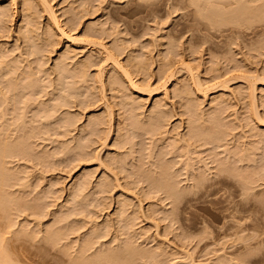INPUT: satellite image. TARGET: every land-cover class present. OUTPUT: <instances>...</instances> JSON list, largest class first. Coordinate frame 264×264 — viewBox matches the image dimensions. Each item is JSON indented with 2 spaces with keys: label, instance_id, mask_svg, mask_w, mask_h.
I'll return each mask as SVG.
<instances>
[{
  "label": "rangeland",
  "instance_id": "obj_1",
  "mask_svg": "<svg viewBox=\"0 0 264 264\" xmlns=\"http://www.w3.org/2000/svg\"><path fill=\"white\" fill-rule=\"evenodd\" d=\"M29 1L0 0L1 8L11 9L0 20V144L22 139L29 146L9 152L2 162L10 176L2 191L7 199L0 208V250L9 262L93 264V254L106 252L96 264H264V0H244L258 9L249 18L232 7L215 15L219 5L205 0H48L58 19L49 17L54 15L46 4L47 14L45 0ZM116 58L143 89L131 86ZM74 66L80 71H71ZM83 69L86 81L79 78ZM99 70L106 83L97 77ZM167 70L177 75L162 85ZM183 86L189 87L195 112L174 91ZM156 101L167 103L161 105L167 114L151 113ZM149 113L160 121L170 115L168 124L160 123L166 133L175 129L172 136L163 137L161 127L155 131L163 134L152 136ZM190 115L194 121H187ZM98 116L106 124L113 118L104 126L113 128L107 129V143L103 127L101 139L97 134L104 125ZM187 125L208 129L211 135L204 137L213 134L209 141L216 142L204 141L201 127L199 134L193 130L196 135L188 131L189 139L200 138L196 144L209 143L196 150L192 138L193 152L178 142L193 152L183 149L189 162L180 154L182 146L172 144ZM168 146L181 157L174 161L177 153H168ZM200 173L207 183L195 188ZM154 180L179 184L184 192L172 197ZM58 232L55 241L48 239Z\"/></svg>",
  "mask_w": 264,
  "mask_h": 264
},
{
  "label": "bare ground",
  "instance_id": "obj_2",
  "mask_svg": "<svg viewBox=\"0 0 264 264\" xmlns=\"http://www.w3.org/2000/svg\"><path fill=\"white\" fill-rule=\"evenodd\" d=\"M11 1H12V0H11ZM28 1H29V0H28ZM47 1H48V0H45V2H44V1L42 0L41 3L44 2V4H45L44 7L48 5V6H47V9H49L48 11H50L51 13H52V12H55V10H52V11H51V9H52L53 6L51 5V7H49V6H50V3H48L49 1H48V2H47ZM191 1H192V2L201 3L203 0H191ZM205 1H206V2H207V1H209V2L211 1V4L219 5L218 8H216V9L214 8V9H215V12H214L215 15H216V11H217V12H218V11H219V12L221 11V12L223 13V12H224L223 9H224L225 7H229V8L232 7L231 9H235V8H236L235 10H241V9H242L243 11L245 10L244 13L246 14V17H248V16L251 17L253 14H257V13H258V12H257L258 9H253V8H249V7L245 6V5H244V4H245V1H244V0H243V1H244L243 5H242V2H243V1H241V0H215L217 3H216V2L212 3L213 0H205ZM16 2H17V0H15V4H17ZM31 2H32V0H31ZM33 2H34V1H33ZM38 2H39V1H38ZM240 2H241V3H240ZM23 3H24V2H23ZM25 3H26V2H25ZM25 3H24V4H25ZM28 3H30V1H29ZM39 3H40V2H39ZM31 4H32V3H31ZM46 4H47V5H46ZM25 5L27 6V3H26ZM28 5H29V4H28ZM235 5H237V7H235ZM239 5H242V8H241V7H238ZM0 6H2V5H0ZM14 6H15V5H14ZM26 6H24V7L27 9ZM244 6H245L246 8H245ZM28 7H32V8H33V6H30V5H29ZM44 7H43V8H44ZM220 7H221V8H220ZM243 7H244L245 9H243ZM5 8H6V7H5ZM25 8H24V9H25ZM239 8H240V9H239ZM247 8H249V9H247ZM15 9H16V8H15ZM29 9L32 11L31 8H29ZM44 9L47 11L46 7H45ZM221 9H222V10H221ZM10 10H11V9H10ZM10 10H9L8 12H10ZM30 10H29L28 12H27V10H25V11H26V15H27L29 12H31ZM34 10H35V9H34ZM260 10H261V9H259V11H260ZM15 11H16V10H15ZM23 11H24V10H23ZM48 11H47V14H48ZM243 11H241L242 13L240 12L242 15H243ZM8 12H7L6 9H4V7H2V8L0 7V16H1V17H2V16L4 17L5 15H7ZM16 12H17V11H16ZM16 12L13 13V14L16 15ZM219 12H218V13H219ZM256 12H257V13H256ZM22 13H24V12H22ZM51 13H50V15H51ZM235 13H236V12H235ZM13 14H12V15H13ZM17 14H18V12H17ZM30 14L32 15V13H30ZM34 14H35V13H34ZM245 14H244V16H245ZM258 14H259V13H258ZM10 15H11V14H10ZM24 15H25V14H24ZM35 15H36V14H35ZM52 15H54V16H49V17H52L53 19H58L57 17H55L56 14L52 13ZM217 15H221V14L219 13V14H217ZM222 15H223V14H222ZM253 16H254V15H253ZM8 17H10V16L7 15V16L5 17L4 20H2V19H0V20H1V21H6V20L8 19ZM28 17H29V15H28ZM28 17H27V18H28ZM246 17H244V18H246ZM6 18H7V19H6ZM23 18H24V16H23ZM248 18H249V17H248ZM50 19H51V18H50ZM53 19H51V20L53 21ZM34 20H35V19H34ZM1 21H0V22H1ZM12 21H13V20H12ZM20 21H21V19H20ZM54 21H55V20H54ZM34 22H35V21H34ZM55 22H58V20L55 21ZM28 23H30V21H29ZM35 24H36V22H35ZM55 24H57V23H55ZM6 25H7V24H6ZM22 26H23V25H22ZM26 26H27V25H26ZM31 26H33V25H31ZM34 26H35V25H34ZM19 27H20V26H19ZM1 28H2V27H1ZM26 28H27V27H26ZM31 28H32V27H31ZM33 28H34V27H33ZM59 28H60V27H59ZM59 28H58V29H59ZM61 28H62V26H61ZM56 29H57V26H56ZM2 30H3V29H2ZM21 30H22V29H21ZM60 30H61L62 32L64 31L63 29H60ZM27 31H28V30H27ZM51 31H52V30H50V32H51ZM48 32H49V31H48ZM62 32H61V34L63 35L64 33H62ZM23 33H24V32H23ZM33 33H34V32H33ZM28 34H29V33H28ZM50 34H51V33H50ZM50 34H49V35H50ZM67 34H68V33L65 32L64 35H66V36H69V35H70V34H69V35H67ZM51 35H52V34H51ZM66 36H65V37H66ZM72 36H73V35L69 36V38L72 37ZM29 37H30V36H29ZM29 37H28V39H29ZM48 37H49V36H48ZM52 38H53V37H52ZM52 38H50V39H52ZM30 39H31V38H30ZM71 39H72V38H71ZM73 39H74V38H73ZM76 40H77V39H76ZM76 40H75V41H76ZM28 41H29V40H28ZM49 42H50V41H49ZM87 43H88V42H87ZM89 43H90V42H89ZM97 43H98V42H97ZM32 44H33V43H32ZM93 44H94V43H93ZM95 44H96V42H95ZM33 46H34V45H33ZM33 46H32V47H33ZM98 46H99V45H98ZM102 46H103V45H102ZM100 47H101V46H100ZM102 48H103V47H102ZM104 48H105V47H104ZM98 50H99V49H98ZM100 50H101V49H100ZM106 50H108V49H106ZM106 50H104V51H106ZM104 51H103V54L105 53ZM0 52L2 53V51H0ZM106 52H107V51H106ZM66 53H67V52H66ZM108 54H109V55H108V57H109L111 53H108ZM3 55H4V54H3ZM62 55H63V54H62ZM67 55H68V53H67ZM67 55H65V56H67ZM105 55H106V54H105ZM106 56H107V55H106ZM106 56H105V58H106ZM63 57H64V55H63ZM63 57H62V58H63ZM72 57H73V56H72ZM74 57H75V56H74ZM108 57H107V58H108ZM112 57L114 58L113 54H112V56H111L110 59H112ZM69 58H70V57H69ZM72 59H73V58H72ZM108 59H109V58H108ZM110 59H109V60H110ZM113 60H114V59H113ZM116 60H117V58L114 60V63H115V65H116V67L118 66V67H119L118 69H120L122 64L119 63L118 60H117V61H116ZM65 61H66V60H65ZM72 61H73V60H72ZM107 61H108V60H107ZM107 61H106V62H107ZM14 62H15V60H14ZM59 62H60V61H59ZM59 62H58V64H59ZM70 62H71V61H70ZM10 63H12V62L10 61ZM62 63H63V62H62ZM79 63H80V62H79ZM79 63L77 64V66L79 65ZM83 63H84V62H83ZM114 63H113V65H114ZM8 64H9V63H8ZM14 64H15V63H14ZM42 64H43V63H42ZM60 64H61V63H60ZM64 64H65V63H64ZM39 65H40V64H39ZM55 65H57V64H55ZM61 65H63V64H61ZM61 65H57L58 67H57V66H56V67L59 68V66H61ZM80 65H81V64H80ZM80 65H79L78 67L81 69L82 67H81ZM111 65H112V64H111ZM11 66H12V65H11ZM37 66H38V64H37ZM70 66H71V64H70ZM77 66H74V67L71 69V71H72L74 68L76 69ZM16 67H17V66H16ZM64 67H65V68H64V74H65V73H66V70H67V69L69 70V67H67V66H65V65H64ZM78 67H77V68H78ZM114 67H115V66H114ZM187 67H190V66L188 65ZM60 68H61V67H60ZM66 68H67V69H66ZM70 68H71V67H70ZM79 68H78L77 70L80 71ZM84 68H85V67H84ZM38 69L40 70V66H39ZM38 69H37V70H38ZM41 69H42V68H41ZM75 69H74V70H75ZM116 69H117V68H116ZM37 70H36V71H37ZM44 70H46V69H44ZM57 70H59V69H57ZM74 70H73V71H74ZM83 70H84V71H83ZM83 70H81V71H83V73L81 72L82 74H81V73L79 74V76H80L79 78H81L82 80L86 81L87 79H85V78H86V76H88V75H85V76H84V73H85L86 69H83ZM102 70H104V72H106L105 69H104V67H103ZM120 70H121V72H122V70H125V69L122 67ZM177 70H178V69H177ZM191 70H192V69L189 68L188 71L190 72ZM60 71H61V72L63 71V67L60 69ZM79 71H78V72H79ZM125 71H127V70H125ZM169 71H170V70H169ZM37 72H39V71H37ZM37 72H36V73L34 72V73L37 74ZM40 72H41V71H40ZM43 72H44V71H43ZM45 72H46V71H45ZM67 72H68V71H67ZM74 72H75V71H74ZM86 72H87V71H86ZM99 72H101V73H98V75L96 74L97 77H98L100 74H104V72L101 71V70H99ZM102 72H103V73H102ZM167 72H168V70H167ZM191 72H192V71H191ZM28 73H29V75L31 74L30 72H28ZM28 73H27V74H28ZM123 73L126 75V78L128 77L127 79H129L130 83L132 84V85H131V84H130V85H131V86H133V85L135 86V87H133V88H136V89H137V87H138V88H140V89H143V88L141 87V85H139V86L137 85V83H139V81H135V79H134L133 77H131L132 74L129 75V70H128L127 72H123ZM130 73H131V72H130ZM86 74H88V73H86ZM168 74H169V75H168V79H167V81H166L165 83L163 82L164 84H162V85H166V83H167L171 78H173L174 76L177 75L176 71H174V70H171L170 72H168ZM196 74H197V73H196ZM31 75H33V72H32ZM31 75H30V76H31ZM65 75H68V74H65ZM166 75H167V74H166ZM62 76H63V75H62ZM100 76L102 77L103 75H100ZM191 76H192V77L195 76V81H196V83H198V85H199L198 87L202 88V87H201L202 82H200L202 79L200 80V79H199L200 77L198 78L197 75H194V74H193V72L191 73ZM63 77H65V76H63ZM63 77H62V78H63ZM82 77H84V78H82ZM101 77H99L100 79L98 80V82H100V83H102L101 81H104V80H103V77H104V76L102 77V80H101ZM192 77H191V79H192ZM62 78H61V80H62ZM65 78H67V77H65ZM63 79H64V78H63ZM95 79H96V78H95ZM97 79H98V78H97ZM198 79H199L200 81H198ZM64 80L66 81V79H64ZM64 80H63V81H64ZM100 80H101V81H100ZM193 80H194V77H193ZM263 80H264V79H263ZM65 81H64V83H66ZM197 81H198V82H197ZM33 82H34V81H33ZM104 82H105V81H104ZM104 82H103V84H101V85H105L106 82H105V83H104ZM199 82H200L201 84H200ZM60 83H62V81H61ZM64 83H63V84H64ZM96 83H97V82H96ZM193 83H194V82H193ZM196 83H194V84H196ZM224 83H225V82H224ZM253 83H254V82H253ZM14 84H16V82H15ZM14 84H11V86H13ZM31 84H32V83H31ZM31 84H30V85H31ZM63 84H62V85H63ZM139 84H140V83H139ZM248 84H249V83H248ZM66 85H68V84L66 83ZM136 85H137V86H136ZM196 85H197V84H196ZM223 85H224V84H223ZM225 85H227V84H225ZM254 85H255V84H254ZM64 86H65V84H64ZM186 86H187V85H186ZM186 86H183V87H181V88L177 87L178 89L175 88L174 91L176 90L175 93L177 94V96H180V98L182 97V99H183V98H184V99L186 98V99L188 100V101H187V104L185 103V105L187 106V107L185 106L186 109H187V110L189 109V111L193 109V112H195V111H196V109H194L195 104L192 102L193 100H192L191 97H190L191 92H190V90H189V87L187 88ZM188 86H189V84H188ZM202 86H203V85H202ZM41 87H43V86H41ZM98 87H99V86H98ZM100 87H101V86H100ZM105 87H106V86H105ZM150 87H151V86H150ZM162 87H163V86H162ZM164 87H165V86H164ZM198 87H197V89H198ZM253 87H254V86H253ZM13 88H15V89H19V87L17 88V86H14ZM66 88H68V87L66 86ZM66 88H63V89H65V90H62L61 87H60V89H61L62 91H65V92H66V90H67ZM101 88H103L102 90L104 91V87H101ZM200 88H199V89H200ZM251 88H252V87H251ZM254 88H255V87H254ZM254 88H252V89H254ZM15 89H14V91H15ZM148 89H149V88H148ZM148 89H147V90H148ZM167 89H168V88H166L165 91L168 93V90H167ZM203 89L206 90L205 88H203ZM203 89H201L200 91H202ZM248 89H250V88H248ZM12 90H13V89H12ZM254 90H255V89H254ZM254 90H252V92H251L252 95H255V92H256V91H254ZM103 91H101V92H102V93H101V94H102V97H103V98H106V95H104L105 97L103 96V94H105V91H104V93H103ZM150 91H151V90H150ZM200 91H199V92H200ZM166 92H165V93H166ZM249 92H250V91H249ZM14 93H15V92H14ZM253 93H254V94H253ZM176 94H175V95H176ZM15 95H16V93H15ZM165 95H166V94H165ZM252 95H251V96H252ZM248 96H249V95H248ZM15 97H16V96H15ZM222 97H223V99H224V96H222ZM222 97H221V98H222ZM60 98H61V96H60ZM217 98H220V97H217ZM217 98H216L217 102L222 101V99H221V100L219 99V101H218ZM61 99H64L63 101L65 102V97H64L63 95H62V98H61ZM184 99H183V100H184ZM214 99H215V98H214ZM214 99H213V102H214ZM53 100H54V99H53ZM103 100H104V99H103ZM54 101H55V100H54ZM161 101H162V100H161ZM161 101H160V102H161ZM253 101H256V96H252V102H253ZM60 102H62V101H60ZM64 102H63V104H64ZM182 102H183V101H182ZM56 103H57V102H56ZM154 103H156V104H154V105H156V106H155V107H152V109L154 108L153 110L151 109V113H154V114L157 113L158 111H161L162 109H164V108H162V107H165V104H167V103H165L164 106H163V105H162L163 102H162V103H159V102L156 101V102H154ZM214 103H216V102H214ZM63 104L60 103V105H62V106H63ZM65 104H66V103H65ZM65 104H64V105H65ZM217 104H219V103H217ZM221 104H222V103H221ZM53 105H54V104H53ZM60 105H59V106H60ZM161 105H162V107H161ZM62 106H61V107H62ZM51 108H52V107H51ZM161 108H162V109H161ZM195 108H196V107H195ZM57 109H58V108H57ZM221 109H222V107H221ZM59 110H60V109H59ZM165 110H166V109H165ZM187 110H186V111H187ZM62 111H63V110H62ZM67 111H68V110H67ZM162 111H163V110H162ZM162 111H161L160 114L165 115L166 112H163V113H162ZM181 112H182V111H181ZM214 112H215V111H214ZM151 113H149V115H150ZM158 113H159V112H158ZM189 113H190V112H189ZM202 113H203V111H202ZM166 114H167V113H166ZM181 114H182V113H181ZM194 114H196V113H194ZM200 114H201V113H200ZM200 114H198V115H200ZM204 114H205V112H204ZM214 114H215V113H214ZM152 115H153V114H151V117H150V116L148 117V115H146L147 118H150L149 121H148L147 119H146V120H147V122H149V125H150V124L153 125V126H152L153 128H154L155 126H157V127L154 128V130H153L152 127L150 128L154 133H152V131L149 132V133H147V135L150 134V133H152L151 135L153 136V134H156L155 132H157V130H158V129H157V130L155 131L156 128L161 127V128H159V129H161V130H163L164 128H167L164 124L162 125V126H163V127H162L160 122L162 121V122L164 123V121H165L166 124H168V122H167V118H168L170 115H169V116L167 115L168 117H166V120H165L164 118H162L163 116H161V118H162L161 121H160V118H159V117H160L159 114H158L159 116L156 115V117H158V118H156L154 115H153V116H152ZM191 115H192V117H193V114H191ZM191 115L188 117L187 121L189 120V118H190V120H192V121L195 120V118H192ZM206 115H207V113H206ZM212 115H213V114H212ZM194 116L197 118V115H194ZM98 117H99V116H98ZM98 117H95L96 121H97V118H98ZM141 117H142V116H141ZM258 117H259V116H258ZM99 118H101V119H100L98 122H100V121L103 119L102 116L99 117ZM99 118H98V119H99ZM152 118H154L155 120L152 119ZM191 118H192V119H191ZM199 118H202V117L199 116ZM212 118H213V117H212ZM62 119H63V120H64V119L67 120L68 118H67V119H66V118H62ZM110 119H111V120H110ZM110 119L107 120V124H106V122L104 123V121H103L104 119H103L102 121H103V124H104V125H103V124H102L103 126H100V125H99V127H98V124H97L98 122H95V127H96V125H97L98 129H99L100 127H103V128L105 129V127H104L105 124H106V126H107V125L110 123V122L108 123V121H112L113 118L111 117ZM142 119H143V118H142ZM144 119H145V118H144ZM151 119L153 120L152 122H151ZM163 119H164V120H163ZM168 119H169V118H168ZM203 119H204V118H203ZM210 119H211V118H210ZM65 120H64L63 124L65 123V124L67 125V123H66ZM92 120H93V119H92ZM199 120H200V119H199ZM199 120H198V122H200ZM208 120H209V118H208ZM211 120H213V119H211ZM259 120H260V119H259ZM67 121H68V120H67ZM94 121H95V120H94ZM142 121H143V120H142ZM168 121H169V120H168ZM192 121H189V122H187V123L189 124V123L191 122V124H192V123H193ZM204 121H205V120H204ZM261 121H262V120H261ZM92 122H93V121H92ZM196 122H197V120H196ZM196 122H195V123H196ZM206 122H207V121H206ZM210 122H211V121H210ZM68 123H69V122H68ZM72 123H73V122H72ZM72 123H70L69 125L71 126ZM93 123H94V122H93ZM112 123H113V122H112ZM112 123H111V124H112ZM142 123H143V122H142ZM195 123H193L191 126L193 127L194 125H196ZM99 124H100V123H99ZM66 125H61V127L66 126ZM69 125H68V126H69ZM142 125L144 126L145 124H142ZM146 125H147V123H146ZM151 125H150V126H151ZM189 125H190V124H189ZM199 125H200V124H199ZM203 125H204V124H202V126H203ZM208 125H209V127L212 126V125L210 126V123H209V122H208ZM93 126H94V124H93ZM204 126H205L204 128H206V123H205ZM66 127H67V126H66ZM84 127H85V126H84ZM97 127H96V128H97ZM109 127H110V129H113V128H111V127H112L111 125H109ZM109 127H107V129H108ZM192 127H191V129H189V128H188V125H187V128H188L189 130L186 128V129H187V132H186V133H184V131L182 130V132H183L184 134H183V133H180V130L176 129V131L178 130L179 133H180L181 135L175 131L177 134H174V135H177V136H176L177 139L174 140V138L172 137V138H173V143H172V144H173V148H175V147H174V145H175L174 142L176 143V141H177V145H178L179 143L181 144V142L184 141V142H185V145H187L186 147L189 146V147H191V149L193 148V147H192L193 145H192V143L190 142V140H192L193 137H192L191 139H189L191 136L189 135V132H188V131H190V133H191V131L194 132L193 130L196 131V130L199 129L201 126H200V127L198 126V128H195V127H194L193 130H192ZM131 128H132V127H131ZM133 128H134V127H133ZM201 128H202V129H201ZM201 128H200V130H204L203 127H201ZM207 128H208V126H207ZM104 129H103V130H104ZM107 129L104 130V131H105L104 134H105L106 131H107V133H106L107 135L105 134L106 136L103 134V135H104V140H106L108 137H110V136H108V135H110L109 132H111V130L109 131V130H107ZM150 129H149V131H150ZM209 129H210V128H209ZM103 130H100V129H99L100 132L97 133V134H99L100 139H101V137L103 136V135H100V134L103 133V132H102ZM133 130H134V129H133ZM173 130H175V129H173ZM173 130H172V131L170 130L171 133H170L169 131H168V133H166L167 130L164 129V130H163V131L165 132L164 134H163V132H161L160 130H158V131H160V133L163 134V135H162L163 137H164V136L166 137L165 134L168 135L169 133H170L171 136H172V132H174ZM205 130H206V129H205ZM205 130H204V134H203V136H202V132H203V131H201L200 137L202 136L203 138H202V137H201V138L204 139V141H206L207 139H208L207 141H209V137H210L209 134L211 135V133L208 131V132H209V134H207L208 137L205 138L204 135H206V133H208V132H207L208 129H207L206 131H205ZM97 131H98V130H97ZM97 131H96V132H97ZM115 132H116V131H115ZM118 132H119V131H118ZM133 132H134V131H133ZM146 132H147V130H146ZM196 132H198V134H199V131H196ZM196 132H194L193 134L196 135V134H195ZM93 133H95V132H92V134H93ZM131 133H132V132H131ZM135 133H136V132H135ZM160 133H159V134H160ZM95 134H96V133H95ZM118 134H119V133H118ZM133 134H134V133H133ZM178 134H179V135H178ZM198 134H197V137L199 136ZM214 134H215V133H214ZM88 135H89V133H88ZM90 135H91V134H90ZM111 135H112V133H111ZM156 135H157V134H156ZM188 135L190 136L189 138H188ZM216 135H217V134H216ZM216 135H214V136H216ZM99 136H98V137H99ZM107 136H108V137H107ZM131 136H132V135H131ZM154 136H155V135H154ZM158 136H159V135H158ZM160 136H161V134H160ZM162 136H161V137H162ZM212 136H213V134H212ZM212 136H211L210 138H212ZM217 136H218V135H217ZM105 137H106V138H105ZM161 137H160V139H161ZM163 137H162V139H163ZM174 137H175V136H174ZM114 138H115V137H114ZM151 138H152V137H151ZM194 138H195V137H194ZM194 138H193V142L196 141V142H194L195 145H197V146L200 145V146H201V144H202V145L204 144V143H203V142H204L203 140H202L203 142H201V144H196V143H199V142H200V141H199L200 138H198V139L196 138V140H194ZM213 138H214V137H213ZM213 138H212L211 140H213ZM219 138H221V137H218V139H219ZM93 139H94V137H93ZM93 139H92V140H93ZM165 139H166V138H165ZM167 139H168V137H167ZM167 139H166V141H167ZM205 139H206V140H205ZM214 139H215V138H214ZM21 140H22V139H20V141L14 140V141H17V142H14V143L11 142V143H8V144H7V142H6V143H3V144H0V208H2V206H3V205L5 204V202H6L5 199H7V194L4 195V193H3L4 190H6V189L4 188V186H5L4 184L6 183L7 179L9 178L8 176H10V175L6 174L5 170H6L7 168H5V167L3 166L5 163L2 164V162H4V158H5L6 155L8 156L9 152H19V151H22V150H26V149H28V148H27L28 145H26V144H27L26 141L23 142V141H21ZM104 140H103V138H102V140H99V141H102V142H103ZM153 140H154V139H153ZM197 140H198L199 142H197ZM216 140H217V139H216ZM97 141H98V140L96 139V142H97ZM107 141H108V140H106L105 142L107 143ZM170 141H171V140H170ZM170 141H169V142H170ZM180 141H181V142H180ZM207 141H206V142H207ZM220 141H221V139H220ZM94 142H95V140H94ZM105 142L102 143V146H103V145L106 146V143H105ZM167 142H168V141H167ZM178 142H179V143H178ZM209 142H210V141H209ZM116 143H117V142H116ZM186 143H187V144H186ZM210 143L212 144V143H216V142H215V141H214V142L211 141ZM152 144H153V143H151V145H152ZM180 144H179V145H180ZM206 144H207V143H206ZM206 144H204V145H206ZM153 145H154V144H153ZM153 145H152V146H153ZM179 145H178V146H179ZM190 145H192V146H190ZM207 145H209V143H208ZM219 145H221L220 142H219ZM219 145H217V147H219ZM170 146H172V145H170ZM175 146H176V145H175ZM181 146H182V147H181ZM183 146H184V144L179 146V147L182 148V149L179 148V149L181 150V152H182L183 149L185 148V147H183ZM197 146L194 147L196 150H198L197 148H199V146H198V147H197ZM214 146H215V145H214ZM223 146H224V145H223ZM28 147H29V146H28ZM154 147H156V146H154ZM149 148H151V147H149ZM152 148H153V147H152ZM168 148H169V146L167 147V149H168ZM171 148H172V147H171ZM171 148L168 149V150H166V151H167L168 153H171V151L174 152L175 150H174L173 148H172V149H171ZM176 149H178V147H177ZM185 149H186V151H187L186 153L191 152V153H192L191 155H194V154H193V152H194L193 149H192L193 152H192L191 150H188L187 148H185ZM189 149H190V148H189ZM195 149H194V150H195ZM213 149H214V148H213ZM149 150H152V151H151L152 154H155V152H156V151L154 150V148H153V149H149ZM153 150H154L155 152H154ZM196 150H195V153H196ZM245 150H246V149H245ZM245 150H244V151H245ZM247 150H248V148H247ZM166 151H165V153H164V156L167 155V154H166ZM169 151H170V152H169ZM178 151H179V150H178ZM225 151H227V150H225ZM151 152H149V154H150ZM153 152H154V153H153ZM175 152L177 153V151H175ZM197 152H198V151H197ZM240 152H241V151H240ZM158 153H159V152H158ZM158 153L155 154L154 156H156V155L158 156ZM179 153H180V151H179ZM179 153L176 154V155H177L176 157H175V156H172L171 158H172V159H173V158H177V157L179 158V155L181 154L182 157H185V156L187 155V157H185V158L187 159V158L189 157V155H190V154H189V155L186 154L184 151H183V154H184V155H183L182 153H180V154H179ZM236 153H237V152H236ZM245 153H248V152L245 151ZM149 154H148V155H149ZM171 154H173V153H171ZM178 154H179V155H178ZM198 154H199V153H198ZM237 154H239V152H238ZM237 154H236V155H237ZM241 154H242V152H241ZM168 155H169V154H168ZM181 155H180V157H181ZM236 155L234 154V157H235ZM244 155H246V154L243 153V156H242V157H245ZM7 156H6V157H7ZM200 156H201V155H200ZM200 156H199V157H200ZM239 156H240V154H239ZM247 156H248V154H247ZM147 157H148V156H147ZM150 157H152V159H153V156H152L151 154H150V156H149L148 158H150ZM161 157H162V156H161ZM167 157H168V156H166L165 160L167 159ZM169 157H170V155H169ZM169 157H168V158H169ZM240 157H241V156H240ZM240 157H238V159H241ZM154 158H156V157H154ZM189 158H190V157H189ZM189 158H188V161L186 160L187 162H189V160H190ZM191 158H192V156H191ZM150 159H151V158H150ZM161 159H164V158H161ZM172 159L169 158L170 162L172 161ZM180 159H181V158H180ZM192 159L194 160V158H192ZM238 159H237V160H238ZM242 159H243L244 161L241 160L240 162H246L245 160H247V158H245V159L242 158ZM169 160L167 159V162H169ZM173 160L175 161V159H173ZM176 160H177V159H176ZM201 160H202V159H201ZM217 160H218V158L216 159V161H217ZM227 160H228V159H227ZM5 161H6V159H5ZM151 161H153V160H151ZM178 161H181V160H178ZM178 161H176V162H178ZM186 161H185V162H186ZM228 161H229V160H228ZM238 161H239V160H238ZM247 161H248V160H247ZM149 162H150V161H149ZM154 162H155V161H154ZM181 162H182V161H181ZM200 162H201V161H200ZM223 162H224V161H223ZM233 162H234V161H233ZM235 162H236V161H235ZM6 171H7V170H6ZM7 172H8V171H7ZM8 173H9V172H8ZM203 174H204V173H203ZM203 174L200 173L201 176H200V175L198 176V175L196 174L195 177H196V176H197V177H196L195 179L193 178V179H194L193 181H195V183L193 182V185H194L195 188H196V186L198 187V186H201V185L207 183V179H208V178L205 177ZM7 175H8V176H7ZM131 178H132V177H131ZM191 178H192V177H191ZM191 178H190V179H191ZM148 179H150V178L148 177ZM8 180H9V179H8ZM86 181H87V180H86ZM86 181H83L82 184H83V185H87L88 182H87L86 184L84 183V182H86ZM81 182H82V180H81ZM81 182H80V184H81ZM99 182L102 183L103 181H99ZM7 183H8V182H7ZM152 183H154L156 187L160 188V190L162 189L161 187H164V189L166 190V192H167L170 196H172V197L179 196L180 193L184 192V191H179V189H177L179 184L176 186V185H173V184H170V183L160 182V181H158V180H154V182H152ZM78 184H79V183H78ZM78 184H76V187H78V186H77ZM80 184H79V185H80ZM82 184H81V185H82ZM81 185H80V187H81ZM83 185H82L81 188H83ZM98 185H99V184H98ZM118 185H119V184H118ZM191 185H192V184H191ZM193 185H192V186H193ZM6 186H7V185H6ZM99 186L102 187L103 184H102V185H99ZM192 186H191V187H192ZM76 187H75V190L77 189ZM80 187L77 189V192H78V190L80 189ZM176 187H177V188H176ZM189 187H190V186H189ZM3 188H4V189H3ZM84 188H85V187H84ZM103 188H104V190L108 189V187L106 188V186H103L102 189H103ZM105 188H106V189H105ZM100 190H101V189H100ZM104 190H102V191L105 192ZM108 190H109V189H108ZM2 191H3V192H2ZM80 191H82V189H80ZM106 192H107V190H106ZM6 193H7V192H6ZM78 193H79V192H78ZM75 194H76V193H75ZM9 196H10V195H9ZM10 197L13 198L14 196H12V194H11ZM14 199H15V198H14ZM16 199H17V198H16ZM118 199H119V198H118ZM8 200H9V202H10V201H11V198H10V199L8 198ZM15 201H16V200H14V202H15ZM7 202H8V201H7ZM16 202H17V201H16ZM118 202H119V201H118ZM122 202H123V201H122ZM122 202H119V204H122V205H123ZM125 203H126V206H128V203H127V202H125ZM2 204H3V205H2ZM6 204H7V203H6ZM7 205H8V204H7ZM7 205H5V206L3 207L2 210H4V208H5ZM9 205H10V203H9ZM124 205H125V204H124ZM124 205H123V206H124ZM120 207H121V206H120ZM7 209H8V207H7ZM120 209H122V208H120ZM119 211H121V213L123 214L122 210H119ZM121 213H120V214H121ZM122 214H121V215H122ZM120 217H121V216H120ZM121 219H125V218L123 217V218H121ZM58 235H59V232L56 233V234H54V235H52V236H50L48 239L50 240L51 237H52L51 240H52V242H53V241L56 240V237H57ZM53 237H54V238H53ZM54 239H55V240H54ZM0 240L2 241V239H0ZM1 241H0V242H1ZM1 245H2V242H1ZM126 245H127V244H126ZM125 247H126V246H125ZM127 248H128L129 250H130V249L132 250V248H131V244H130V246H129V244H128ZM105 253H106V252H104V253L100 252V253H97V254H93L94 256L91 257V258H92L91 260L93 261V264H96V262H103L102 259L107 258V255H106ZM120 255H121V253H117V254H115V256H120ZM8 256H10V255H7V256H6V255L3 254V252L0 250V264H13V263L9 262V261H11V260H8V259H10ZM112 256L114 257V254H113ZM80 257H81V256H80ZM78 258H79V257H78ZM83 258H84V257H83ZM83 258L81 257V259H83ZM81 259L79 260L80 263L84 261V259H83V260H81ZM88 259H89V258H88ZM77 262H78V261H77Z\"/></svg>",
  "mask_w": 264,
  "mask_h": 264
}]
</instances>
